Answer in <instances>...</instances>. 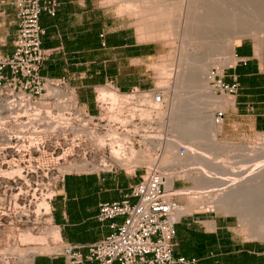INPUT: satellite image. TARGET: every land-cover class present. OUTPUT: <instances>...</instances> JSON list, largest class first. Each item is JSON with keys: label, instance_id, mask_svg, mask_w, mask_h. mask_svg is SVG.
I'll return each mask as SVG.
<instances>
[{"label": "crops", "instance_id": "0c3cea01", "mask_svg": "<svg viewBox=\"0 0 264 264\" xmlns=\"http://www.w3.org/2000/svg\"><path fill=\"white\" fill-rule=\"evenodd\" d=\"M55 15L44 11L43 47L49 50L40 73L65 77L76 87L80 101L94 96V88L112 79L121 90L151 87L149 61L157 53L152 41L141 39L121 21L105 0H59ZM19 25L15 0H0V59L11 57ZM260 45V46H259ZM235 62L223 70V81L238 83L227 93L232 101L225 109L224 122L238 129L264 131V45L242 38L234 48ZM11 75L9 67L3 69ZM94 103V102H93ZM141 175L117 172L68 171L50 199V217L65 242L88 245L113 232L124 217L100 221L103 202L129 199ZM238 218L222 212L185 213L177 224L175 256L197 258L199 264H264V243L243 237L236 227ZM210 222V223H209ZM83 251L87 249L84 247ZM32 264H67L63 255L39 253Z\"/></svg>", "mask_w": 264, "mask_h": 264}, {"label": "built area", "instance_id": "2783aa9c", "mask_svg": "<svg viewBox=\"0 0 264 264\" xmlns=\"http://www.w3.org/2000/svg\"><path fill=\"white\" fill-rule=\"evenodd\" d=\"M15 4L19 19L15 51L11 57L0 59L2 144L32 145L30 149L40 152L49 141L55 152L61 150L58 160H62L65 153L73 155L75 148L80 145H91V153H96V147L101 145L99 137L108 133L104 132L106 121L103 112H118L122 106H128L130 100H134L133 93L141 90L123 91L110 79L94 88L95 113L92 112L80 101L76 87L67 78H52L40 73V68L49 55V50L42 44L45 30L41 25V14L47 11L55 15L60 5L59 0H15ZM5 67H9L11 75L4 74ZM213 83L221 94L234 93L238 88L237 82L229 84L222 79H214ZM142 91L139 95L140 104L134 117H131L132 123L109 131L122 138V143L128 138L125 145H135L131 140L132 135L139 138V145L152 146L157 143L151 139H157L151 135H159L162 140L168 137L167 133L156 131L153 126L158 117L149 124L142 115L144 110L150 113L153 110L152 104L145 102L141 96L150 97L155 104L163 105L166 102L163 88L154 86ZM107 93H113L115 97H110ZM225 116L226 111L219 109L214 113V120L217 124H223ZM144 139L147 140L146 144L143 143ZM105 145H110L108 140ZM152 149H155L156 158L159 159L162 147ZM186 152L187 147L179 145L178 153ZM137 160H132L131 167L134 172L143 167L144 173L139 183L132 188L131 196L136 201L131 202L127 198L120 202H103L98 207L97 218L100 221L123 216V222L113 224L112 233L88 245L59 239L52 254L63 255L67 264H199L197 258L177 257L174 254L177 224L183 215L179 214L181 204L176 199L179 195L176 188L180 180L175 179L172 188L167 189L166 169L158 162L150 167ZM107 161L106 158L99 160L93 166V172H116L124 169L114 158ZM55 169L58 171L56 176L49 181L46 190L42 191L47 197L53 192L50 199L55 194L58 182L68 173L57 167ZM84 247L86 252L83 251Z\"/></svg>", "mask_w": 264, "mask_h": 264}, {"label": "rangeland", "instance_id": "374dc122", "mask_svg": "<svg viewBox=\"0 0 264 264\" xmlns=\"http://www.w3.org/2000/svg\"><path fill=\"white\" fill-rule=\"evenodd\" d=\"M186 1L187 0H184L185 3H187ZM239 1L243 2L242 0H211V1L210 0H200V5L202 6L206 2L205 4H207V6H210L209 4H212L211 5L212 7L215 5H216V8L218 7L217 8L218 10H215L216 12L215 14L217 15L218 13V17L214 14V9H212L213 13L209 12V14L210 13L212 14L211 15L208 14V17L206 16L205 21L203 19H200L204 21L201 24V22L198 23L197 19H198V16L200 18L201 16L200 14L203 15V13H200L201 9L199 7V0H194L193 5H192V10H189L188 13L187 12L185 13V8H183L181 9V12L183 10V14H180V11H179L180 7H179L178 12L173 15L174 18H177V19L182 18V19H179L180 23H176L177 25L176 28L177 30H180V32L182 33V30L185 29V27L186 28L188 27L189 34L191 32L192 36L194 34H198V31L200 32V29H201L200 33L207 32V34L209 33V35L215 36V38L218 37L219 39L224 41L230 37V34H232L233 30L238 25H240L241 23L244 24L245 22L246 23L251 22L250 23L251 25L249 24L250 29L249 30L247 29L249 32H247L246 30L247 33L245 32L244 35L241 34L242 37L240 38V40L245 37L253 38L260 44L264 45V30H263L264 29V22H263L264 21V11H263L264 0L262 1L261 0H255V1L250 0L251 2L252 1L254 2V5H253V2L250 4L249 3L250 1L244 0L242 7H240L241 3ZM246 1H248L247 2L248 4L246 3ZM238 3L240 6L237 5ZM105 4L111 10L112 13H114L117 17H119L121 21V26H125V27L131 26L132 30H135L137 34L139 35V37L141 35V39H145V41L147 42L152 41V44L155 47V50L157 53L149 61V69H150L149 74L151 75V87L157 86V87L162 88L164 86V85L162 86V84H166V81H168L169 78H170L169 84L173 85L175 82V76H174L175 71L172 72V70H170L171 68L164 67V62L169 59H173L174 61L176 60L177 62V59L181 57V55L183 54V52H181L183 50L181 40H179L178 38L166 40L160 37L158 38L157 35L153 36L152 33L150 32L147 33L148 31L145 30L146 28L143 27L145 23V20L143 21V18H144L143 15L136 14V12H134V9L129 8L127 6L128 5L127 0H105ZM244 4H247L249 6L244 5ZM243 5L246 6L245 10H244ZM259 7L261 8V10ZM223 9L229 14L228 13L226 14V12L224 13ZM235 9H237L238 11L240 10H243V11L242 13L240 11V13L238 14L237 13L238 11H235ZM249 10H252L254 14L252 13V11H249ZM255 10L256 11L260 10L259 13L257 11L256 13L257 15L255 14L256 12ZM232 11L235 13H233ZM222 12L224 13V15ZM249 12H251L252 14ZM248 13H249V17H248ZM225 15L229 18H227ZM189 16H191L190 19L188 18L187 21L186 19L184 20V18L189 17ZM204 16L205 14L203 15V17ZM210 16L211 18H209ZM219 16L223 17L222 20H224L226 17V19L228 20L226 19L225 20L229 22H226L224 20L223 23H228V24L224 25L222 22H220L222 20H220ZM233 19L235 20L232 23ZM210 20L212 22H210ZM206 22L209 24H207ZM217 22H220L223 25ZM237 22L239 24H237ZM212 25H216V26H212ZM150 38H153V39H150ZM221 44H222V41L220 43V46L222 47H218L217 48L218 50L216 49L217 52H214L215 49L211 51V55L213 56V59L219 58L220 56L222 57V54H224V51H225L224 46L223 44L222 45ZM221 48L223 49V51H221L222 50ZM218 51H221L222 53L221 52L219 53ZM223 56L225 57V54ZM229 65H226L223 68H219L218 66L211 64L210 68L215 73L213 80L221 79L220 77H222L223 70ZM173 70H175V68ZM213 80L210 81V85L215 89L214 91L218 95H221V92L217 91V88L215 87ZM138 89L141 90V92L133 93L134 100L133 99L130 100L129 102L130 105L122 106V109L116 113L110 110H106L105 112H103V115L105 116V121H106L104 124V127H105L104 132H109L110 130H114L118 127H122L124 124L132 123L131 117L132 116L134 117L135 110L140 104L139 95L142 94L143 92L142 90H146L148 89V87L138 86V87H133L126 91V92H132L133 90H138ZM192 89L194 90V88H184L179 91V94H180L179 97L181 98V101H182L180 102V107L182 105V109L180 108V110L177 113H180V115L179 114L178 115L180 117L181 122L183 119L182 116L185 115L184 113L185 111L183 110L185 108L184 104L186 105V108H187L189 104L193 101V98L196 97V93L193 94L195 90L193 91ZM223 94H226L227 96L231 98V96L228 95L227 93H223ZM194 95L195 97H192ZM185 98L187 99V101H185ZM189 98L190 100H192L191 102H189L190 101ZM94 99H95L94 96L93 97L92 96L83 97V100L87 101L90 109L92 110V112L95 113V105L93 103ZM226 107L227 105L224 107H217L215 109H212L211 113L214 114L219 109L225 110ZM189 114L190 113H188V115ZM195 115L196 113L194 114V116L192 113L191 118L196 117ZM170 116L171 114L170 115L164 114L163 117L159 116L157 122H155L153 126L156 128V131L157 130L164 131V133H167L168 136L171 137L173 134H175V131L172 125L168 124L171 118ZM161 122L162 123L164 122V124L166 122L167 125L161 127L163 125ZM131 126L132 125H130L129 127L131 128ZM138 139H139L138 137H135L134 135H132L131 140L133 141L135 145H125L126 147L125 152H127L130 155V146H134V149L136 151H140L141 149L147 150L148 148H151V150L149 149L150 151L147 152V155L149 153L148 156H150L151 160H153V157H156V154H157L155 149H152L153 146L152 145H139L137 142ZM195 141L197 145L201 147L200 151L205 156V158L208 157L209 159H211V161L217 162V164H219V166L221 167L219 169V173L221 172L220 175L224 179L228 176L226 180L232 179V180H237L238 182H245V183L250 184L253 180L251 178L255 177L254 175H256L259 172V170L261 169L260 168L261 165L264 164V131L252 132L249 130H242V129L236 128L232 124L229 125L227 122H224L222 124V130L218 135H215L211 139L198 138V139H195ZM25 143L27 144L28 141H26ZM179 143L178 145H187L186 143L182 141H179ZM31 146L32 145H3L2 137L0 136V264H25V260L29 258L30 255H33L34 257L36 254H39V253H52L55 249V246H57L56 243L60 239V234L57 231L58 228L56 229L55 225L52 223L51 217H50L51 215L49 214V212L51 211L50 197L53 192L50 193L48 197L44 196L42 193V191L46 190V186L49 183V181L56 176L58 171L55 169V167L60 168L63 171L93 172V166H96L99 160H103V158H106L108 161H111V159H113L112 157L113 153L111 152L110 145H98L96 147L97 149H95L96 153H91V150H92L91 145H80V147L75 148V150L73 151L74 152L73 155L71 153L70 155H67L65 153L63 155L64 158L62 160H58L59 159L58 156L61 154V150H57L55 152L54 148H52L49 141L47 142L46 148H42L40 152L33 151L32 149H30ZM215 146H217L219 150H214ZM154 147H161V146L154 145ZM87 151L88 153L86 154ZM246 155H249V158L251 157L250 159L252 158L254 159V157L258 159L255 158L256 160L255 159L249 160L250 161L249 162L247 160L248 157L246 158ZM244 158L246 159L245 163H243ZM130 160L125 161V165L119 162L122 165V167H124V169L118 170V171H122L125 174L133 175V173L135 172H134V169L131 167L132 161ZM240 160H242L241 162L244 165V167H242V169L240 170L241 175L239 174L238 178L236 179L234 177H231L229 174L230 173L229 170L231 169L230 165L231 163L234 164L236 162L237 165L236 164L235 165L240 166L242 165L240 164L241 163ZM179 165L181 166L176 168V170H180V172H177L180 174H183L181 170H184V169L185 170L186 169L187 170H198L200 167V164H191V165L179 164ZM235 165L232 166V170L236 168ZM14 170L15 172H13ZM137 172L138 174L144 173L143 167H140ZM211 172H216V170H212ZM228 178H231V179H228ZM174 179L180 180L177 187L194 186V182L192 180H187L181 177L178 178L177 176H174ZM247 179H249L250 181L249 180L247 181ZM255 182L257 181L255 180ZM255 182L253 180L254 184ZM262 193H264V191H262ZM186 196H187L186 194L181 193L176 196V199L180 202L181 205H186L187 203ZM195 211L215 213L217 212V209L212 208V210H209V208H200ZM195 211L190 212V213H194ZM221 212L224 214L230 213L232 215H235L239 219L238 223H240V226L238 225V227H236V230L243 237L255 239L257 241L264 243V238L261 235L257 233L249 234L248 232L247 233L245 232L244 230L245 225L241 222L239 218L240 217L239 212L237 211H232L229 213L226 211H221ZM28 231L31 232L36 237L37 236L45 237L46 238L45 244L38 240L24 239V233ZM42 246H45L48 248L47 249L45 248L46 250L40 251L39 248Z\"/></svg>", "mask_w": 264, "mask_h": 264}, {"label": "bare ground", "instance_id": "6f19581e", "mask_svg": "<svg viewBox=\"0 0 264 264\" xmlns=\"http://www.w3.org/2000/svg\"><path fill=\"white\" fill-rule=\"evenodd\" d=\"M242 1L244 2V0ZM248 1H246V3ZM186 2L187 3H185L184 0H178V1L177 0L175 1L173 0H127V4H128L127 6L129 8L134 9V12H136V14L143 15L144 17L143 21L145 20L143 27L146 28L145 30L148 31L147 33L150 32L152 33L153 36L157 35L158 38L160 37L166 40L178 38L182 42L183 50L181 52H183V54L182 55L180 54L181 57L178 58L179 60L177 59V62H176V60L174 61L173 59H169L164 62V67L171 68L170 70H172V72L175 71L174 84L173 85L169 84L170 78L168 79V81H166V84H162V86L164 85L162 88L165 94V100H166L165 104L157 105L150 99V97H146L145 95L141 96V98H143L145 102L147 101L152 104V110H153L152 113L146 110L142 112L144 120L146 118L147 122L151 123L152 121L153 122L156 121L157 117L159 116L163 117L164 114H169V115L171 114L170 116L171 118L168 124L172 125V127L174 128L175 134L172 135L173 137L172 136L164 137L163 140L160 138L159 135L158 137L157 135H151L155 137V139H157L156 141L154 139H151L152 141H154V143H157L156 146L161 144L160 146L163 149V152L160 155L159 159L156 157H153V160H151V157L148 156L149 153L147 155V152H149L151 148H148L147 150L141 149L140 151H136L134 149V146H130V155H129L127 152H125L126 150L125 140H127L128 142L129 141L128 138H125L124 140L125 144H124L122 143V138L114 136L115 132H108L100 136L99 143L101 145H105L107 144V140H108L110 144V148L112 149L113 158L123 163L124 165H125V161H128L130 159H131L130 161H132L136 158L138 159L137 160L138 163H141V164L146 163L150 167L151 165L158 162L162 168L168 170V176H167V182H166L167 189L172 188L174 180H175L174 176H177L178 178L181 177L187 180H192L194 182V186H191V187L181 186V187L176 188L177 193L179 194L184 193L187 195L186 196L187 203L186 205L180 206L179 214L190 213L200 208H209V210H212V208H214V209H217V212L226 211L228 213L232 211H237L239 212V216H240L239 218L241 222L245 225L244 227L245 232L246 233L248 232L249 234L257 233L264 238V193H262V191H264V164L261 165L260 167L261 169L256 175L253 174L255 177L251 178L254 180V182L255 180L257 181L255 182V184L253 183V180L251 182L253 184L251 183L248 184L245 182H238L237 180H232L231 178H228L231 180H226L228 176L224 179L220 175L221 172L219 173V169L221 168L219 164H217V162L211 161V159H209L208 157L205 158V156L200 151L201 147L197 145L195 141V139H198V138L211 139L215 135H218L222 130V124H217L215 122L214 114H212L211 111L212 109H215L217 107L226 106L232 101V99L226 94L218 95L214 91L215 89L210 85V81L213 80L215 73L210 68V66L212 64V65L218 66L219 68H223L224 66L233 64L235 62L234 48L236 44L240 41V38L242 37V35H244V33L246 32V30L250 29L251 22L250 23L245 22L244 24L241 23L238 26L235 25L237 27L233 30L232 34H230V37L228 36L229 38L224 41L219 39L218 37L215 38V36L209 35V33L207 34V32L200 33L201 29H200V32L198 31V34H194L193 36L191 35V32L189 34L188 27L187 28L185 27V29H183L181 33L180 30H177L176 23H180L179 19H182V18H178V19L174 18L173 15L178 12L179 7H180V10H179L180 14H183V10L181 12V9L183 8H185V13L186 12L188 13L189 10H192V5H193L194 0H187ZM239 2L241 3V6L239 5V3L237 5L242 7L243 2L241 1ZM252 2L250 1L249 3L251 4ZM205 3L203 6L206 8L200 5V0H199V7L201 9L200 13H203V15L205 14L204 16L205 18H204L203 15L199 13L201 16L200 18L198 16L197 20H198V23L201 22V24L202 22L206 20V16L208 17L209 12H212V9H214V14L216 13L215 10H218L217 9L218 7L216 8V5L212 7L211 6L212 4L208 3L210 6H207V4ZM247 4H244V5H247ZM253 5H254V2H253ZM245 8L246 6H244V10ZM238 10L235 9V11H238ZM260 10H257L258 13ZM240 11L242 13L243 10H240ZM240 11H238L237 13L239 14ZM249 11H252V10H249ZM257 11L255 12V14L257 13ZM223 12L225 13L226 11H224L223 9ZM212 13H210L209 15H211ZM227 13L228 12H226V14ZM249 13H248V17H249ZM216 16L218 17V13ZM190 17L191 16L186 17L184 18V20L186 19L187 21L188 18L190 19ZM219 17H220V20L223 19L222 16H219ZM209 18H211V16ZM200 19H203L204 21ZM224 20L220 22L223 23ZM234 20L235 19H233L232 23L234 22ZM210 22L212 21L210 20ZM220 22H217V23L221 24ZM226 22H229V21H226ZM238 22L237 24H239ZM223 24L225 25L228 23H223ZM212 26H216V25H212ZM248 30L247 32H249ZM150 39H153V38H150ZM220 40L222 41V44L224 46L225 57L223 56L224 54H222V57L218 56L219 58L213 59V56L211 55V51L213 49L216 50L218 47H222L220 46V43H221ZM215 50L214 52H217L218 49L216 51ZM221 51H223V49ZM221 51H218V52L220 53ZM172 67L173 69L175 68V70H173ZM184 88H194L195 91L193 89L192 90L194 92L192 90L191 91L193 92V94L196 93V97L195 95L192 96V97H195L193 98V101L190 100L189 98L190 100L189 102L191 101L193 102L189 104V106L192 104L190 107L188 106L186 108V105L184 104L185 108L183 110L185 111L184 112L185 115L182 116L183 119L181 122L180 117H179L180 113H177V112L180 110V108L182 109V105L180 107V102L182 101H181V98L179 97L180 96L179 91ZM107 95L110 97H115V94L113 93H107ZM128 97L129 96H126V98ZM185 101H187L186 98H185ZM188 113H190L189 114L190 116L188 115ZM192 113H193V116L196 113L195 115L196 117L191 118ZM154 115H156V117H154ZM162 124H163L162 126L160 125L161 127L167 125L166 122L165 124L164 122ZM179 141H182L187 144L185 145L187 147V152L185 154L178 153ZM143 143L146 144L147 140L144 139ZM214 150H219V148L215 146ZM246 158L249 161V160H254L256 157H254V159L253 158L250 159L251 157L249 158V155H246ZM245 160L246 159L244 158L243 163H245ZM241 161L242 160H240V162ZM179 164H186V165L200 164V167L198 170H187V169L181 170L183 174H180V173H177V172H180V170H176V168L181 166ZM235 164L236 162L234 164L231 163L230 165L231 169L229 170L230 173L229 172L228 173L230 174L231 177H234L237 179L239 174L241 175L240 170L242 169V167H244V165L242 164V162L240 163L242 165L239 164L240 166H236L237 164L236 165ZM233 165H235L236 167L235 169L237 168L238 169L232 170ZM212 170H216V172H211ZM13 172H15V170ZM248 180L249 179H247V181ZM24 239L38 240V241L43 242L44 244L46 241L45 237H42V236L36 237L29 231L24 233ZM45 248L47 249L48 247L42 246L39 248V250L40 251L46 250ZM32 261H33V255H30L29 258L25 260V264H32Z\"/></svg>", "mask_w": 264, "mask_h": 264}]
</instances>
